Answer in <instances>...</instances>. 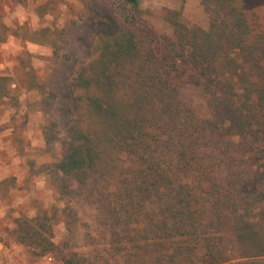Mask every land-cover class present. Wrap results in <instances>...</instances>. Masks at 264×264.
I'll return each instance as SVG.
<instances>
[{
    "label": "trees",
    "instance_id": "trees-1",
    "mask_svg": "<svg viewBox=\"0 0 264 264\" xmlns=\"http://www.w3.org/2000/svg\"><path fill=\"white\" fill-rule=\"evenodd\" d=\"M115 1L121 28L97 29L74 63L65 117L51 76L71 60L66 30L11 29L0 15V43L50 46L54 67L22 79L38 93L45 149L58 148L49 171L63 202L19 216L10 237L62 264H264V21L245 0H200L206 28L167 10L172 33L152 40L138 30L142 0ZM14 81L0 71V101L16 99ZM189 94L217 114L197 117Z\"/></svg>",
    "mask_w": 264,
    "mask_h": 264
},
{
    "label": "rangeland",
    "instance_id": "rangeland-1",
    "mask_svg": "<svg viewBox=\"0 0 264 264\" xmlns=\"http://www.w3.org/2000/svg\"><path fill=\"white\" fill-rule=\"evenodd\" d=\"M245 2L252 13L264 21V0ZM43 4L46 12L39 15L36 8ZM118 7L115 0H0L2 21L11 29L22 28L29 33L44 27L66 30L62 52L71 60L51 76L59 93L58 111L63 117L74 106L70 82L74 63L88 55L92 35L97 29L116 32L121 28ZM139 7L141 22L138 30L146 39L171 35V28L164 20L167 10H179L182 22L188 26L207 27L200 0H142ZM30 40L8 36L0 43V71L14 78L13 95L16 98L0 101V264H62L52 255H33L10 237L19 216L50 214L53 208L63 207L52 188L49 171L57 158L58 148L45 149L42 139L45 118L33 106L38 93L29 89L28 81L22 79L23 69L27 70L30 65L43 76L54 67V62L48 43ZM19 56L23 57L24 67L15 68ZM189 102L199 118H210L218 112L210 109L197 94H189ZM63 232V224L58 223L54 227L56 242ZM242 263V260H232L224 264Z\"/></svg>",
    "mask_w": 264,
    "mask_h": 264
},
{
    "label": "built area",
    "instance_id": "built-area-1",
    "mask_svg": "<svg viewBox=\"0 0 264 264\" xmlns=\"http://www.w3.org/2000/svg\"><path fill=\"white\" fill-rule=\"evenodd\" d=\"M49 260H51V259L49 258Z\"/></svg>",
    "mask_w": 264,
    "mask_h": 264
}]
</instances>
